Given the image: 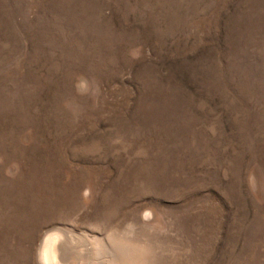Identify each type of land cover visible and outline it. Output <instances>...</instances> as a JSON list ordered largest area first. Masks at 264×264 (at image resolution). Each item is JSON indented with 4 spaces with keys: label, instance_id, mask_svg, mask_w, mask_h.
I'll return each instance as SVG.
<instances>
[{
    "label": "rangeland",
    "instance_id": "obj_1",
    "mask_svg": "<svg viewBox=\"0 0 264 264\" xmlns=\"http://www.w3.org/2000/svg\"><path fill=\"white\" fill-rule=\"evenodd\" d=\"M46 237L264 264V0H0V264Z\"/></svg>",
    "mask_w": 264,
    "mask_h": 264
},
{
    "label": "bare ground",
    "instance_id": "obj_2",
    "mask_svg": "<svg viewBox=\"0 0 264 264\" xmlns=\"http://www.w3.org/2000/svg\"><path fill=\"white\" fill-rule=\"evenodd\" d=\"M50 240V237H46L43 244H42V248L40 251V261L42 264H53V254H50V245L52 244H48ZM55 243V242H54ZM55 246V244H53ZM52 245V246H53ZM55 250V249H53Z\"/></svg>",
    "mask_w": 264,
    "mask_h": 264
}]
</instances>
